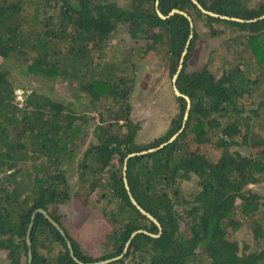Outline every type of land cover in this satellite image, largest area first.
<instances>
[{
	"label": "trees",
	"instance_id": "trees-1",
	"mask_svg": "<svg viewBox=\"0 0 264 264\" xmlns=\"http://www.w3.org/2000/svg\"><path fill=\"white\" fill-rule=\"evenodd\" d=\"M93 1L0 0V248L8 251L10 264L28 258L33 212L44 208L61 225L49 206L71 197L67 169L74 162L80 165L81 178L93 177L91 190H103L108 200L104 214L116 226L108 235L114 250L100 258L84 254L65 231L82 262L122 255L106 264H264V196L246 190L264 174V135L256 129L258 125L264 131V100L245 115L247 98L264 82V1L250 7L251 0H197L208 11L244 21L204 17L194 0H124L125 5ZM173 9L195 12L188 11L191 20L179 12L160 17L159 12L167 15ZM195 15L206 20L212 36L225 31L217 23L236 29L234 40L225 43L229 66L216 76L210 63L191 73L184 65L177 85L192 101L184 131L162 149L128 158L173 136L182 126L186 100L178 97L180 113L163 136L137 143L139 126L132 122L130 102L133 73L124 66L122 75L112 78L110 69L121 60L106 62L102 56L117 26L128 24L132 39L147 42L145 51L160 44L173 51L169 62L176 72L191 32L185 64L198 38L196 22L191 27ZM15 72L49 82V91L30 90L19 105ZM57 80L76 102L88 98L91 112H96L98 143L82 155L77 136L88 119L72 101L51 95L50 83ZM215 130L220 131L212 141ZM214 143L220 151L216 159L208 154ZM233 146L249 151L243 154ZM126 159L130 192L161 230L130 198L123 172ZM193 175L197 189L182 195L181 181ZM244 220H252L259 251L247 252L233 238ZM140 229L160 234L137 232L128 243ZM30 238L31 264H80L44 214L35 215Z\"/></svg>",
	"mask_w": 264,
	"mask_h": 264
},
{
	"label": "rangeland",
	"instance_id": "rangeland-1",
	"mask_svg": "<svg viewBox=\"0 0 264 264\" xmlns=\"http://www.w3.org/2000/svg\"><path fill=\"white\" fill-rule=\"evenodd\" d=\"M119 1L121 5L127 2ZM264 0H251L250 7L257 6ZM93 2H101V0H94ZM195 10H191L193 14ZM204 19H197L198 38L194 43L188 62L186 64V71L188 73L196 72L203 66L207 65L209 68L219 76L224 69L229 66L226 61L228 59V49L225 47L227 40H234L237 32L233 27L217 23L216 27L224 28V33L212 36L210 29L206 26ZM153 31V32H157ZM232 39V40H231ZM147 42L145 40H134L130 38L127 24H119L110 39V46L107 47V52L102 58L103 61H120L124 56V47H135L136 50L127 52L131 54L133 62L136 63V83L134 91L130 99L132 105L131 119L132 122L139 126L136 133V142L146 144L163 136L170 127L171 120L180 113V104L177 95L173 88V74L166 59V47L157 45L156 50L150 52L145 51L144 48ZM137 45L143 46L139 52ZM145 51V52H144ZM148 52V53H147ZM0 61H2L0 59ZM129 64V63H128ZM127 64V65H128ZM117 70L114 69L112 78H116ZM18 77L16 88V101L19 105L23 104L25 96L30 90L49 91L47 83L44 80L33 78L32 76L25 77L15 72ZM54 86L50 91L54 98L63 101H72L77 105V109L87 119V122L81 123V130L78 133L79 154H83L91 144L98 143L97 126L99 121L96 112H91L88 104V98L81 96V100L76 102L75 99L66 92V84L57 80L55 83H50ZM264 100V82L259 85L252 95L247 98V105L245 115L251 114V109L256 108ZM82 120L78 119L80 123ZM255 123V120H254ZM258 133L264 135L263 129L257 125ZM220 130H215V135L212 141L217 140V134ZM195 148L196 145L192 144ZM190 148V147H189ZM199 149V145L196 150ZM233 150H239L243 154H247L249 149L247 146H233ZM256 151V147L253 148ZM214 159L218 158L220 151L215 143L209 145V153ZM117 164V159L114 160ZM72 163V162H70ZM78 163L71 164V168L67 169V178L71 185V197L67 200L49 206L51 213L60 217L61 226L69 233L71 238L81 248L82 252L93 258H100L109 254L114 250L113 245L108 239V235L114 230V223L109 220V217L104 214V209L108 207V200L103 196V190L97 188L90 189V184L93 179L90 175L86 178L80 177V169ZM107 176V172L103 173ZM3 176L0 174V180ZM258 180L249 184L246 187L247 191L256 192L264 196V174L258 175ZM170 191L171 196L174 197L173 191L169 186H162ZM180 190L182 195L189 194L192 190L198 187L196 177L189 180L181 181ZM182 210V207H179ZM252 220H244V226L233 234V238L241 245L242 248L247 249V252L259 251L261 248L257 245L256 239L252 233ZM116 227V226H115ZM263 247V246H262ZM22 263H27V258L23 257ZM0 264H10L8 258V251L0 248Z\"/></svg>",
	"mask_w": 264,
	"mask_h": 264
},
{
	"label": "water",
	"instance_id": "water-1",
	"mask_svg": "<svg viewBox=\"0 0 264 264\" xmlns=\"http://www.w3.org/2000/svg\"><path fill=\"white\" fill-rule=\"evenodd\" d=\"M158 4V3H157ZM202 8V7H201ZM203 9V8H202ZM203 11L209 15H212V16H217V17H221V18H229V16H223V15H220V14H217V13H214L212 11H207L205 9H203ZM175 12H180V13H183L184 15L187 16V14L185 12H182V11H178V9H174L170 15L174 14ZM159 15L163 18H166V16L162 15L161 12H159ZM229 19H232V20H240V21H244L242 19H239V18H229ZM192 36L193 34L190 35L189 39H188V42L186 44V48H184V51L182 53V57H181V60H180V63L178 65V68H177V71L175 73V76H174V86L176 87L177 86V78H178V75L180 74L181 70H182V67H183V64H184V57L185 55L187 54L188 52V48H189V45H190V41L192 39ZM177 88V87H176ZM177 94L179 96H183L186 101H187V107H186V111H185V115H184V120H183V124H182V127L179 131H177L168 141L162 143L160 146L156 147V148H151L147 151H142V152H133L131 154H129L128 158L131 157V156H135V155H139V154H144V153H147V152H153V151H157L158 149H162L164 148L165 146H167L168 144L172 143L178 136L179 134L185 129L186 127V124H187V120L189 118V111H190V108H191V100H190V97L188 95H185V94H182L178 91V89L176 90ZM126 163H127V159L125 160V164H124V169H123V172H124V181H125V186L129 192V195H130V198L132 200V202L138 207V209L143 213L145 214L148 218H150L151 220L155 221L158 226L160 227V230H161V225L159 222L156 221V219L149 213H147L140 205H138L137 201L135 200L134 196L132 195V193L130 192V188H129V185H128V182H127V179H126ZM37 213H42L44 214L48 220L54 225L57 227V229L61 232V234L64 236L66 242H67V245L70 249V253L71 255L73 256V258L79 262L80 264H106V263H109V262H112V261H115V260H118L122 257V255H118L116 257H112V258H108L106 260H101V261H97V262H93V263H84L82 262L81 260L78 259V257L75 255L74 253V250H73V247H72V243H71V240L70 238L67 236L65 230L62 228V226L57 223L54 218L47 212L46 209L44 208H39L37 209L35 212H33L32 214V221L30 222L29 224V228H28V232H27V243H28V247H29V252H28V264H31L32 263V247H31V238H30V233H31V229H32V226H33V219L35 218V215ZM137 232H144L146 234H150L152 236H158V235H155V234H152V233H149L148 231L146 230H143V229H140L136 232H134L132 235H131V238L129 239L128 243L131 241V239L136 235Z\"/></svg>",
	"mask_w": 264,
	"mask_h": 264
},
{
	"label": "flooded vegetation",
	"instance_id": "flooded-vegetation-1",
	"mask_svg": "<svg viewBox=\"0 0 264 264\" xmlns=\"http://www.w3.org/2000/svg\"><path fill=\"white\" fill-rule=\"evenodd\" d=\"M194 2L198 4V7H199V8L202 10V12H203V14H202V13H201V14L205 17V14H207V13H205V12L203 11L204 8H203V7L197 2V0H194ZM157 3H158V1H157ZM201 7H202L203 9H202ZM157 8H158V4H157ZM173 10H174V9H173ZM173 10H171V11L169 12V14H167V15H164V14L162 13V15L166 16V18H163V17H161V16H160V17L163 18V19H167V18H169L170 16L173 15V14L170 15V13H171ZM193 10H194V9H193ZM205 10H206V9H205ZM178 11H181V10L178 9ZM188 11L191 12V10H188ZM188 11L186 10V11H182V12H185V13L187 14V17H189L190 20H191V16L188 14ZM207 11H208V10H207ZM175 13H178V12H175ZM175 13H174V14H175ZM179 13H180V12H179ZM196 13H198V12L196 11ZM204 13H205V14H204ZM182 14H183V13H182ZM183 15H184V14H183ZM197 19H200L199 15H195V16H194V19L191 21V27L195 26V22H197ZM201 19H204V18H201ZM204 20H205V19H204ZM205 22H206V20H205ZM127 25H128V24H127ZM215 27H216V24H215ZM193 28H194V27H193ZM217 28H218V27H217ZM191 34H193V33L191 32ZM129 35H130V34H129ZM192 37H193V36H192ZM130 38H131V37H130ZM187 42H188V40H187ZM190 42H191V41H190ZM186 44H187V43H186ZM189 46H190V45H189ZM124 48L127 49V47H124ZM184 48H186V45H185ZM188 50H189V48H188ZM183 51H184V50H183ZM172 52H173V51H172ZM172 52H171L170 50H169V51H166V59H167V62H168V64H169V67H170L171 70H172V66L170 65V62H169V61H170V58L172 57ZM182 53H183V52H182ZM187 54H188V52H187ZM187 54H186L185 57H184V64H183L182 69L184 68V65H186L187 62H188V61H187L186 64H185V58L187 57ZM130 56H131V54L125 52V56L121 59L120 63H118V64H121V65H119L117 68H112V69H110V71L112 72L114 69H116V70H117L116 75H117V74H118V75H122V74H121V69H122V67H124V66H127V68L130 67V71H129V72H130V73H133V76H134V86H135V83H136V80H135V79H136V76H135V75H136V68H135V66L132 64V62H133L132 60H133V59H132V57L129 58ZM189 56H190V55H189ZM181 57H182V55H181ZM181 57H180V59H179V63H180ZM128 61L130 62L129 64H128ZM131 61H132V62H131ZM179 63H178V65H179ZM127 64H128V65H127ZM135 65H137V64L135 63ZM177 68H178V66H177ZM185 70H186V66H185ZM176 71H177V69H176ZM181 71H182V70H181ZM186 72H187V71H186ZM175 73H176V72H173V73H172V74H174V75H173V79H172V80H173V81H172V82H173V88H174V90H175V94L177 95V98H178V97H183V96H179V95L177 94V92H176V90L178 89V91H179L180 93H182V92L179 90L178 85L176 86L177 88L174 86V76H175ZM180 73H181V72H180ZM179 75H180V74H179ZM179 75H178V77H179ZM177 80H178V78H177ZM133 91H134V89H133ZM132 94H133V93L130 94V97H132ZM182 94H184V93H182ZM185 95H187V94H185ZM183 98H184V97H183ZM184 99H185V98H184ZM185 100H186V99H185ZM190 100H191V99H190ZM178 102H179V100H178ZM179 104H180V103H179ZM186 107H187V101H186ZM186 107H185V110H184V115H185ZM191 107H192V101H191ZM190 110H191V108H190ZM189 115H190V111H189ZM188 119H189V118H188ZM183 120H184V117H183ZM187 122H188V120H187ZM182 124H183V121H182ZM186 125H187V124H186ZM181 127H182V126H181ZM180 129H181V128H180ZM180 129H179V130H180ZM179 130H178V131H179ZM183 131H184V130H183ZM183 131H182V132H183ZM182 132H181V133H182ZM181 133H180V134H181ZM171 137H172V136H171ZM171 137H170V138H171ZM170 138H169V139H170ZM169 139H168V140H169ZM168 140H167V141H168ZM174 141H175V140H174ZM165 142H166V141H165ZM162 143H164V142H162ZM162 143H161V144H162ZM161 144H159L158 146H160ZM168 145H169V144H168ZM158 146H157V147H158ZM165 147H166V146H165ZM154 148H156V147H154ZM150 149H151V148H150ZM148 150H149V149H148ZM158 150H159V149H158ZM153 152H154V151H153ZM47 212H48V211H47ZM147 213H148V212H147ZM62 228H63V227H62ZM64 230H65V229H64ZM28 252H29V247H28ZM28 259H29V258H27V263H28ZM105 260H106V259H105Z\"/></svg>",
	"mask_w": 264,
	"mask_h": 264
}]
</instances>
